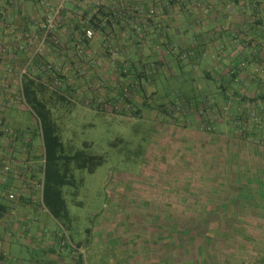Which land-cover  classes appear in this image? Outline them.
Listing matches in <instances>:
<instances>
[{
    "label": "rangeland",
    "instance_id": "rangeland-1",
    "mask_svg": "<svg viewBox=\"0 0 264 264\" xmlns=\"http://www.w3.org/2000/svg\"><path fill=\"white\" fill-rule=\"evenodd\" d=\"M157 60L124 68L146 74L136 77L142 105L124 100L113 82L103 91L76 92L70 104H49L66 152L103 158L93 173L74 170V186L62 188L71 220L66 229L42 211L34 188L27 194L32 209L10 184L7 192L0 187V203L16 205L15 223L24 215L31 234L64 237L65 253L79 243L87 264H264V133L252 130L259 117L242 112V92L239 101L231 97L242 91L233 78L202 80L186 59ZM162 62L164 73L157 68ZM127 78L120 84L127 86ZM14 110L12 126L38 141L30 109ZM32 175L41 181L39 168ZM20 245L11 244L13 258H40L25 239Z\"/></svg>",
    "mask_w": 264,
    "mask_h": 264
},
{
    "label": "crops",
    "instance_id": "crops-1",
    "mask_svg": "<svg viewBox=\"0 0 264 264\" xmlns=\"http://www.w3.org/2000/svg\"><path fill=\"white\" fill-rule=\"evenodd\" d=\"M55 11H59L55 33L59 48L54 51L45 44L34 55L40 46L43 21ZM94 13H99L103 30L83 45L75 29L85 25ZM76 42L81 43L78 53L74 50ZM150 58H173L177 62L186 59L189 71L202 80L222 82L233 78L242 91H230L231 97L239 101L237 93L242 92V112L257 114L261 125L252 130L264 133V0H0V105L7 125L0 126V161L12 168L9 173L0 170L4 192L8 184L20 187L19 202L29 209L32 207L27 194L33 188L42 197L41 136L33 143L29 130L19 131L11 124L17 105L28 108L18 82V71L26 62L31 59L27 68L31 77L41 76L46 65L63 70L66 78L58 84L61 91L66 88V101H70L72 91H103L113 82L121 87V93L128 94V101L142 105L145 100L137 96L144 89L124 68L128 63L132 67L136 60ZM160 64L157 68L163 72L165 63ZM127 76V86L121 85L119 78ZM37 168L41 181L36 184L32 173ZM42 209L52 217L44 206ZM16 216V205L0 203V259L5 258L9 264H74V257L68 250L65 253L58 234H31L23 222L24 215L15 223ZM23 239L28 242V250L39 253L40 258L11 256V244L21 246Z\"/></svg>",
    "mask_w": 264,
    "mask_h": 264
},
{
    "label": "trees",
    "instance_id": "trees-1",
    "mask_svg": "<svg viewBox=\"0 0 264 264\" xmlns=\"http://www.w3.org/2000/svg\"><path fill=\"white\" fill-rule=\"evenodd\" d=\"M98 15L99 13L92 14L91 17L88 18L85 25H82L81 28L75 29L80 32L78 34V40H80V42L82 41L83 45L88 42V39L92 38L86 37V31H91L93 35L98 30H103L102 21L101 18L98 17ZM53 36V39L50 38L45 44L50 45V47L55 51L59 48V43L55 39V34ZM79 46H81V43L76 42L74 45V50L76 49V53H78V50L80 49ZM43 68L44 71L41 73V76L31 77L30 75L26 74L23 77L22 97L24 98V102L26 103L27 107L30 109L38 122L44 150L41 197L42 204L48 211V213L52 216V218H54L62 228L66 229L71 220L66 209V203L63 198L62 188L65 186H74V170L93 173L102 164L103 158L101 156L90 155L86 152V150L66 152L58 135V128L53 120L52 111L49 108V104L52 103H71L70 101L64 100L63 96L67 94V91L66 88L61 91L60 86L64 83L66 77L63 76V70L61 69H50L49 67H47V65ZM142 73L143 72H135L133 75L135 79L136 77L142 78ZM58 83H60V85ZM76 92L77 91H72L70 96L72 97ZM121 94L122 98L128 101V96L123 92ZM84 146L87 147V144L85 143ZM232 173L234 174L235 172ZM239 175L234 174L232 176L233 178H239ZM262 187H264V185ZM232 188L236 189V185L234 184ZM259 188L261 187H256L254 189ZM260 190H258V192ZM262 191L264 193V189H262ZM233 192L234 194L237 192L236 195L238 196L239 194H242V190L240 191L239 189L233 190ZM250 192L251 191L247 190L244 194V197L250 195ZM258 197L262 198L263 196L258 194ZM236 198L238 199V197ZM232 200L233 199H231L230 202H232ZM253 201L258 202L259 200ZM232 204H234V202H232ZM190 225L191 224L186 223L184 227L189 228ZM62 240H64V237ZM76 246L80 247L79 243ZM74 264L82 263L81 260L78 259Z\"/></svg>",
    "mask_w": 264,
    "mask_h": 264
},
{
    "label": "built area",
    "instance_id": "built-area-1",
    "mask_svg": "<svg viewBox=\"0 0 264 264\" xmlns=\"http://www.w3.org/2000/svg\"><path fill=\"white\" fill-rule=\"evenodd\" d=\"M59 11H55L54 13L48 15L45 17V20L43 22L42 25V35H41V40H40V46L36 49V51L34 52V55L38 54L39 52H41L42 47L45 45V43L52 37H54L53 35L56 33V19L58 17ZM86 37L87 38H91L92 37V32L91 31H86ZM53 39V38H52ZM33 55V56H34ZM31 62V59L26 62L18 71V82H19V86L22 85V79L23 77L27 74V68L29 63ZM4 109L2 108V106L0 105V126H4L6 127V121L3 119L2 117V113H3ZM0 170L2 172L5 173H9L12 171L11 166L8 163H5L4 161H0ZM9 199H13L12 195H8ZM65 243H67L65 240L61 241V244L64 245ZM71 247H70V253L71 256L74 257L75 261L74 263L80 259L82 264H87V257H86V253L81 250L80 247L73 245L72 243ZM0 264H9V262L3 258L0 259Z\"/></svg>",
    "mask_w": 264,
    "mask_h": 264
}]
</instances>
